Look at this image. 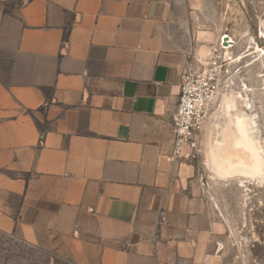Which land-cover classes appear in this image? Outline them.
Returning a JSON list of instances; mask_svg holds the SVG:
<instances>
[{
	"label": "crops",
	"instance_id": "obj_1",
	"mask_svg": "<svg viewBox=\"0 0 264 264\" xmlns=\"http://www.w3.org/2000/svg\"><path fill=\"white\" fill-rule=\"evenodd\" d=\"M200 8L0 0V232L72 264L203 260L223 218L196 155L171 158L180 76L208 59Z\"/></svg>",
	"mask_w": 264,
	"mask_h": 264
},
{
	"label": "rangeland",
	"instance_id": "obj_2",
	"mask_svg": "<svg viewBox=\"0 0 264 264\" xmlns=\"http://www.w3.org/2000/svg\"><path fill=\"white\" fill-rule=\"evenodd\" d=\"M200 11L192 26L207 33L204 62L217 56L222 69L201 133L206 145L195 161L202 165L208 199L220 211L224 230L197 264H264V61L253 50H264V0H201ZM224 36L229 50L220 45ZM241 117H255L258 136L242 128ZM0 264L72 263L53 241L30 246L0 232Z\"/></svg>",
	"mask_w": 264,
	"mask_h": 264
},
{
	"label": "built area",
	"instance_id": "obj_3",
	"mask_svg": "<svg viewBox=\"0 0 264 264\" xmlns=\"http://www.w3.org/2000/svg\"><path fill=\"white\" fill-rule=\"evenodd\" d=\"M227 37L220 38L225 48ZM224 46V47H223ZM219 57H212L196 70L186 69L180 76V91L176 108L171 116L173 126V151L171 158L189 157L200 152L201 135L209 104L217 93L221 73ZM186 148V154L183 152Z\"/></svg>",
	"mask_w": 264,
	"mask_h": 264
},
{
	"label": "bare ground",
	"instance_id": "obj_4",
	"mask_svg": "<svg viewBox=\"0 0 264 264\" xmlns=\"http://www.w3.org/2000/svg\"><path fill=\"white\" fill-rule=\"evenodd\" d=\"M231 43V42H230ZM231 48V46L230 47H225V48H223V49H226V50H229ZM253 50H254V53H256L257 54V56L259 57V59H263V61H264V50H262V49H260L259 47H255V48H253ZM242 58H244V56L243 57H239V58H237L236 60H241ZM264 71V70H263ZM261 77H263V82H264V73L261 75ZM243 86L245 87V90H247V86L246 85H244L243 84ZM233 97V96H232ZM234 98V97H233ZM236 98V97H235ZM238 98H240V99H242L243 98V96L242 95H240ZM232 103H233V100L231 101ZM243 106H245V104H243ZM231 107H233V104L231 105ZM248 107V104L246 103V108ZM249 107H251V106H249ZM236 113V112H235ZM237 114V113H236ZM225 116V115H224ZM240 117V116H239ZM240 121L242 122V128L243 129H245L246 130V132L249 134V133H251V134H254L255 136H258L257 135V131H258V125H257V123H256V121H255V117H241V119H239V123H240ZM218 123V122H217ZM215 127V126H214ZM241 131V130H240ZM244 131V130H243ZM245 134V133H244ZM251 136V135H250ZM254 136V137H255ZM249 137V136H248ZM216 140V139H215ZM219 140H220V138H219ZM255 142V141H254ZM251 148V147H250ZM261 149V148H260ZM251 151V150H250ZM257 151H259V150H257ZM256 152V151H255ZM254 152V153H255ZM253 153V152H252ZM260 154V153H259ZM258 154V155H259ZM257 161V160H256ZM259 163V162H258ZM260 164V163H259Z\"/></svg>",
	"mask_w": 264,
	"mask_h": 264
},
{
	"label": "flooded vegetation",
	"instance_id": "obj_5",
	"mask_svg": "<svg viewBox=\"0 0 264 264\" xmlns=\"http://www.w3.org/2000/svg\"><path fill=\"white\" fill-rule=\"evenodd\" d=\"M221 74V73H220ZM219 82H220V75H219ZM218 88H219V86H218Z\"/></svg>",
	"mask_w": 264,
	"mask_h": 264
},
{
	"label": "trees",
	"instance_id": "obj_6",
	"mask_svg": "<svg viewBox=\"0 0 264 264\" xmlns=\"http://www.w3.org/2000/svg\"><path fill=\"white\" fill-rule=\"evenodd\" d=\"M22 243H24V242H22ZM24 244H26V243H24Z\"/></svg>",
	"mask_w": 264,
	"mask_h": 264
}]
</instances>
